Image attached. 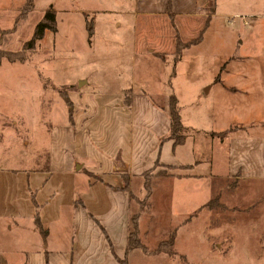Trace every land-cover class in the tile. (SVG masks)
I'll list each match as a JSON object with an SVG mask.
<instances>
[{
    "label": "crops",
    "instance_id": "1",
    "mask_svg": "<svg viewBox=\"0 0 264 264\" xmlns=\"http://www.w3.org/2000/svg\"><path fill=\"white\" fill-rule=\"evenodd\" d=\"M111 5L106 13L130 21L142 19L141 36L151 32L155 38H148L137 61V43L129 32L125 63L87 61L73 66L70 80L53 85L45 79L51 86L65 87L70 103L68 108L56 91L48 110L51 145L45 179L37 185L43 190L49 184L44 194L51 197L45 200L51 219L44 223L35 211L28 234L35 237L38 233L39 239L31 244L27 235L18 237L12 257L0 252V264H151L162 260L164 251L127 248L132 211L129 193L139 182L138 176L155 164L159 166L153 173L167 166L183 171L161 176L150 193L153 199L166 194V205L180 217L205 207L215 180L234 189L245 185L253 195L260 194L255 191L257 185L264 187V50L235 59L217 52L204 77L200 71H191L201 63L189 62L190 78L183 83L178 81L177 68L189 46L181 49L175 62L166 59L176 36L185 43L204 31L199 47L215 18L245 15L252 24L247 31H253L255 22L264 27V0H112ZM88 22L93 33L96 24ZM149 24L154 30L145 27ZM171 94L182 131L204 123L208 132L200 138L206 144L204 152L194 148L192 138L189 141L185 135L178 144L167 138ZM205 97L209 103L203 109L194 106L185 116L180 100ZM224 131L222 138L209 135ZM218 149L221 168L214 158ZM196 152L202 155L199 159L194 158ZM124 178L126 189L122 188ZM59 188L68 197L64 203H51ZM30 197L37 207L32 193ZM247 200L248 196L239 197L238 203L245 205ZM257 202L251 198L243 210H253ZM132 254L136 263H132Z\"/></svg>",
    "mask_w": 264,
    "mask_h": 264
},
{
    "label": "rangeland",
    "instance_id": "2",
    "mask_svg": "<svg viewBox=\"0 0 264 264\" xmlns=\"http://www.w3.org/2000/svg\"><path fill=\"white\" fill-rule=\"evenodd\" d=\"M21 4L22 0H0L1 49L22 50L37 22L50 7L55 12L56 28L54 31L44 30L42 38L34 43L32 49H24V62H9L6 59L0 62V252L6 255L4 257L13 256L10 253H14L18 237L27 235L31 244L39 239L38 233L35 237L34 233L28 234L35 211L38 215L40 213L44 223L51 219L45 209V200L51 197L48 193L44 194L48 192L49 184L45 183L43 190H38L37 185L46 176L45 163L51 145L47 124L52 119L48 110L52 96L60 88L51 84L70 80L74 76L73 66L84 65L87 61L125 63L130 35L137 43L134 58L137 61L148 38L154 37L151 32L141 36L144 27L142 19L130 21L106 13L113 7L112 0H34L25 17L17 19ZM90 20L96 24L93 33L86 28ZM241 22L239 18H215L202 44L196 47L204 31L196 43L183 50L181 64L177 68L178 81L183 83L190 78L189 62H200L201 67L191 71H200L204 77L217 52L235 59L250 56L258 49L264 50V27L261 22L253 24L256 26L252 32L247 31L252 24L241 25ZM145 27L154 30L150 24ZM166 54V59L176 58L175 47ZM159 55L163 57V54ZM60 89L65 90V87ZM208 103L206 97L184 99L180 100V107L188 117L190 108L198 106L203 109ZM205 130L204 123L200 127L186 126L183 134L189 141L192 138L194 148L204 152L206 144L200 138L208 133ZM193 154L197 159L202 156H197V152ZM220 157L221 149H218L214 153L220 164L218 168H221ZM156 171L165 172L160 168ZM166 172L183 171L169 169ZM78 173V177L83 175L82 171ZM160 177L151 181L152 188ZM138 185L139 182L132 189L135 190ZM213 186L214 192L220 189L217 199L190 216L180 217L179 213L172 211V207L166 205L164 193L153 199L150 194L152 188L147 198L141 200L144 205L136 208L135 203L132 204V211L139 212L142 233L138 230L137 236L144 246L143 250H164L163 259L154 263L150 261L151 264H264V196L261 195L264 187L257 185L255 191L260 194L253 195L245 185L234 189L229 183L215 180ZM31 193L37 207L33 204ZM247 196V201L253 197L258 200L253 210H243L248 205L247 201L245 205L238 203L239 197ZM67 197L68 192L59 188L53 193L51 203H64ZM172 231L173 245L168 246ZM228 252L229 257L226 256ZM134 255L132 263H136Z\"/></svg>",
    "mask_w": 264,
    "mask_h": 264
},
{
    "label": "trees",
    "instance_id": "3",
    "mask_svg": "<svg viewBox=\"0 0 264 264\" xmlns=\"http://www.w3.org/2000/svg\"><path fill=\"white\" fill-rule=\"evenodd\" d=\"M33 1L34 0H22V4L20 6V9H19V12L17 15V19H22L25 17V15L32 9ZM86 28L91 33V26L89 25V23L88 24L86 23ZM44 30H50V31L55 30L54 10L51 7L45 10L43 17L37 22L36 26L34 27V30H33V33L31 35L30 39L24 43L22 50H20V51H18V50L17 51H7V50H3L0 48V62L2 59H6L9 62H16V61L24 62L26 60V57L23 55L24 49H26V50L32 49L34 46V43L37 40L42 38ZM199 37H200V34L198 36H196L194 39H192L188 42H185V43L180 42L179 40H177V37H175V49H176L177 55H176V58L175 57L173 58V62H175V60L178 59L180 51L182 48H184L190 44L195 43ZM158 56L161 57V55H158ZM171 73H173V68L171 70ZM214 80H217V77ZM58 90H59L58 92H59L60 97L62 98V100L64 101L66 106L68 108H70V103L66 97L65 90H62V89H58ZM69 112H70V109H68V113ZM168 119H169V134H168L167 138L172 139L174 144H178V143L182 142V140L184 139V134H183L180 119H179L176 99L172 94L169 95V98H168ZM225 134H226V131L221 132V133H217V134L209 133L210 136L216 135L220 138L224 137ZM157 166H159V165L155 164L152 169L141 173L138 176V178L140 179L139 180L140 185H138V187H136L135 190L130 191L129 197H130L131 205L133 203H135L136 208H140L142 205H144L141 203V200H144L149 195L150 190L152 188L151 187V181L154 178H156L157 176H166V175L167 176L168 175L173 176L176 174L174 172H168V173L166 172V170L173 168V167H169V166L165 167V169H164L165 172L155 171L153 173L154 168ZM124 182H125V184L123 185L122 188L126 189L127 188V185H126L127 179L126 178H124ZM219 190L220 189L215 190L216 192H214V188H213L212 196L207 201L205 207L217 199V197L219 196ZM138 194H139V196L140 195L141 196L138 197ZM138 217H139V212L131 211L130 217H129V231H128V243H127L128 249L144 248V246L139 242V239L137 236V234H138V229H137ZM36 225H37V220H36ZM40 233H41V236L45 235V231H43V230H40ZM173 241H174V231H172V235L170 236L168 246L173 245ZM153 251L159 252L158 249H155Z\"/></svg>",
    "mask_w": 264,
    "mask_h": 264
},
{
    "label": "built area",
    "instance_id": "4",
    "mask_svg": "<svg viewBox=\"0 0 264 264\" xmlns=\"http://www.w3.org/2000/svg\"><path fill=\"white\" fill-rule=\"evenodd\" d=\"M231 18H239V19H241V21L244 25L248 24V18L249 17L247 18V16H245V15H235V16H232ZM228 22H230V20H228Z\"/></svg>",
    "mask_w": 264,
    "mask_h": 264
}]
</instances>
